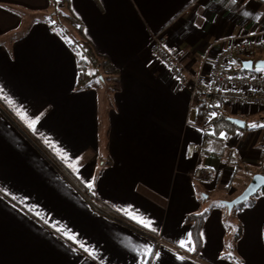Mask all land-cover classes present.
<instances>
[{"label":"crops","instance_id":"crops-1","mask_svg":"<svg viewBox=\"0 0 264 264\" xmlns=\"http://www.w3.org/2000/svg\"><path fill=\"white\" fill-rule=\"evenodd\" d=\"M67 6L120 89L76 88V52L44 20L54 0H0V264H264V191L232 212L222 203L264 175V109L224 104L217 121L245 128L216 125L221 152L187 157L206 139L192 79H208L230 39L264 34V0ZM161 36L187 85L152 55ZM251 60L264 52L236 57L233 72ZM198 167L214 170L210 182L192 180ZM204 211L197 255L186 221Z\"/></svg>","mask_w":264,"mask_h":264},{"label":"built area","instance_id":"built-area-1","mask_svg":"<svg viewBox=\"0 0 264 264\" xmlns=\"http://www.w3.org/2000/svg\"><path fill=\"white\" fill-rule=\"evenodd\" d=\"M167 43V37L156 38L151 53L176 80L187 85L188 74L181 60V54L169 50ZM263 52L264 34L242 35L230 39L225 49L217 56L208 79H192L190 90L201 105V128L205 132L206 139L200 145L192 144L187 148L189 159L194 160L204 152H221V142L212 141L210 135L218 110L224 104L256 106L264 109V72L234 73L232 71L236 57L249 59ZM214 173L211 168L198 167L190 176L195 182L208 183Z\"/></svg>","mask_w":264,"mask_h":264},{"label":"trees","instance_id":"trees-1","mask_svg":"<svg viewBox=\"0 0 264 264\" xmlns=\"http://www.w3.org/2000/svg\"><path fill=\"white\" fill-rule=\"evenodd\" d=\"M68 1L69 0L59 2L57 0H54V13L51 16H45L44 20L50 25L51 28L60 32L62 37L67 40V42L76 52L79 71V78L76 88L78 90H90L95 86L94 83L96 82L98 85L107 84L109 86L110 93L118 92V90L120 89L118 71L113 67L110 60H108L104 56L99 55L91 45V43L85 39L82 27L80 25L79 27H77V23H75L73 17L70 16L69 13H67L66 9L68 7ZM72 30H76V32L79 34L78 37L74 36L73 33H71ZM259 72H261V70H255L253 73ZM234 73L246 72L240 68L239 71H235ZM219 119L220 120L217 121L216 118L214 121V132H216L217 130L216 125L220 126L219 124L221 123L233 126L223 115H221ZM218 130L221 131V128H218ZM85 194L91 201L92 205L101 210L100 206L96 204L95 196L93 194H90L89 191L85 192ZM253 199L254 198L238 206L237 208L250 205L253 202ZM208 216L209 211H204L200 214H193L187 217V224H190L193 227L195 254L197 255L200 253L202 247L200 240L201 230ZM139 230L144 231L142 228H139ZM240 237L241 233L239 230L235 237V243H237Z\"/></svg>","mask_w":264,"mask_h":264},{"label":"water","instance_id":"water-1","mask_svg":"<svg viewBox=\"0 0 264 264\" xmlns=\"http://www.w3.org/2000/svg\"><path fill=\"white\" fill-rule=\"evenodd\" d=\"M242 70L245 72H253L255 70L264 71V60L259 61H245L242 65ZM231 123L239 126L240 128H245V122L238 119L229 118L228 119ZM264 190V175L263 174H256L244 192L235 198L234 200L228 202L223 201V205H225L229 212H232L233 209L236 207L248 202L252 198H254L260 191Z\"/></svg>","mask_w":264,"mask_h":264},{"label":"rangeland","instance_id":"rangeland-1","mask_svg":"<svg viewBox=\"0 0 264 264\" xmlns=\"http://www.w3.org/2000/svg\"><path fill=\"white\" fill-rule=\"evenodd\" d=\"M52 23H53V21H52ZM71 33H73V32L71 31ZM72 36H73V35H72ZM105 86H106V85H103V88H104ZM101 91H102V90H101ZM102 92H103V91H102ZM261 109H263V108H261ZM216 199H217L216 197H213V198L211 199V200H212L211 203L214 202V200H216Z\"/></svg>","mask_w":264,"mask_h":264},{"label":"snow or ice","instance_id":"snow-or-ice-1","mask_svg":"<svg viewBox=\"0 0 264 264\" xmlns=\"http://www.w3.org/2000/svg\"><path fill=\"white\" fill-rule=\"evenodd\" d=\"M252 127H255V125H252Z\"/></svg>","mask_w":264,"mask_h":264}]
</instances>
